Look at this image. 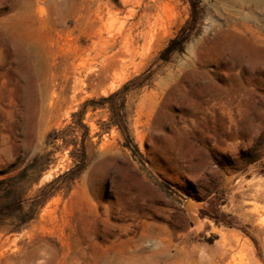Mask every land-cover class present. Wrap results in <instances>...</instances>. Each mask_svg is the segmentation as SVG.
Listing matches in <instances>:
<instances>
[{"label": "rangeland", "instance_id": "rangeland-1", "mask_svg": "<svg viewBox=\"0 0 264 264\" xmlns=\"http://www.w3.org/2000/svg\"><path fill=\"white\" fill-rule=\"evenodd\" d=\"M96 1L0 0V180L27 169L33 198L85 151L74 180L1 225L0 264H264V0H198L165 63L185 0ZM149 69L125 97L134 156L102 126L109 104L83 105ZM42 70L59 97L43 114Z\"/></svg>", "mask_w": 264, "mask_h": 264}, {"label": "trees", "instance_id": "trees-1", "mask_svg": "<svg viewBox=\"0 0 264 264\" xmlns=\"http://www.w3.org/2000/svg\"><path fill=\"white\" fill-rule=\"evenodd\" d=\"M185 1L190 7V18L179 30L177 35L170 39L165 48L160 52L156 61L158 63L168 62L175 53H182L185 45L197 27L201 16V9L198 5L199 2L198 0ZM152 75L153 71L149 69L142 75L124 84L117 92L109 95L108 97L100 99L99 101L91 100L83 105V108L86 106H92L96 108L108 103L110 115L108 121L102 124V126H104L105 129L116 127L124 138V147L130 150L134 156L138 155V150L136 145L133 143L124 121L125 97L130 91L142 87L152 77ZM83 108L73 116L80 117V115H82ZM75 124L83 130V135L87 133V128L81 123L80 119H76ZM76 158L75 165L72 169L63 173L62 175H59L48 185L42 188L35 197L30 199L25 198L24 194L20 191L21 183L26 178L27 169L23 170L14 177L1 179L0 227L5 221L13 218V216L18 213L24 205L30 204L36 207H41L58 189V185L62 184L65 180H74L81 173L85 166V151L83 145L80 146V149L78 150V156ZM35 162L36 160L33 161L32 167ZM153 180L161 192L170 197L174 196V192L166 184L155 179Z\"/></svg>", "mask_w": 264, "mask_h": 264}, {"label": "bare ground", "instance_id": "bare-ground-1", "mask_svg": "<svg viewBox=\"0 0 264 264\" xmlns=\"http://www.w3.org/2000/svg\"><path fill=\"white\" fill-rule=\"evenodd\" d=\"M69 3L72 2L75 6H81V4H85V2L90 1L91 2H97L96 0H67ZM100 3V2H99ZM102 3V2H101ZM92 4V3H91ZM95 4V3H94ZM72 6V4H71ZM94 6V5H91ZM102 6V5H101ZM85 7V5H84ZM74 8V7H73ZM81 8V7H80ZM98 11H95L94 13L88 15L86 17L87 14L85 15V18L90 21L91 23H94V28L96 27L97 29H95L98 33H100L103 29L106 28L107 26V18L99 17V14L101 12H99L100 9V5H96L95 7ZM103 8V7H102ZM84 9V8H83ZM74 10V9H73ZM89 10V9H88ZM93 10V9H92ZM103 10V9H102ZM80 11V10H79ZM78 11V12H79ZM73 12V11H72ZM87 13V12H86ZM106 13V12H105ZM108 13V12H107ZM106 13V14H107ZM106 16V15H104ZM140 36V35H139ZM43 64V63H42ZM44 69V68H43ZM51 72V71H50ZM46 73L45 70H42V91H41V102H42V114L50 109L53 108V106L55 104L58 103L59 97L58 95L53 91L52 89V85L49 81L46 80V77L44 76ZM143 241V240H142ZM145 241V240H144Z\"/></svg>", "mask_w": 264, "mask_h": 264}]
</instances>
